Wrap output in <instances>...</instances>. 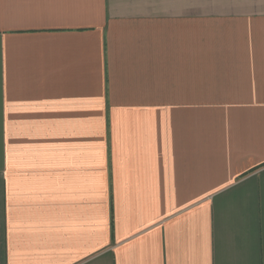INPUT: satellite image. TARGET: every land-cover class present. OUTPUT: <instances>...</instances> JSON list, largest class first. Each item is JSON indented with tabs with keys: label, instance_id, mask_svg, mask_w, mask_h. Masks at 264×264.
Masks as SVG:
<instances>
[{
	"label": "crops",
	"instance_id": "0c3cea01",
	"mask_svg": "<svg viewBox=\"0 0 264 264\" xmlns=\"http://www.w3.org/2000/svg\"><path fill=\"white\" fill-rule=\"evenodd\" d=\"M0 264H264V0H0Z\"/></svg>",
	"mask_w": 264,
	"mask_h": 264
}]
</instances>
